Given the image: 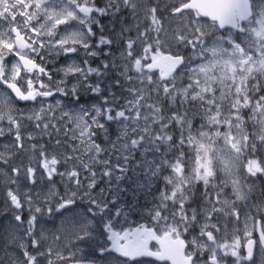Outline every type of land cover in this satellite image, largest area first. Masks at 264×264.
Listing matches in <instances>:
<instances>
[{"label":"snow or ice","instance_id":"6c2138e0","mask_svg":"<svg viewBox=\"0 0 264 264\" xmlns=\"http://www.w3.org/2000/svg\"><path fill=\"white\" fill-rule=\"evenodd\" d=\"M147 257L264 264V0H0V264Z\"/></svg>","mask_w":264,"mask_h":264},{"label":"water","instance_id":"95a60500","mask_svg":"<svg viewBox=\"0 0 264 264\" xmlns=\"http://www.w3.org/2000/svg\"><path fill=\"white\" fill-rule=\"evenodd\" d=\"M227 0H203V3L209 7V8H213V9H217L218 6L226 3ZM147 258H152V259H155L154 257H147ZM156 260V259H155ZM158 261V260H157ZM159 262H164V261H159ZM170 264L171 262L168 261Z\"/></svg>","mask_w":264,"mask_h":264},{"label":"flooded vegetation","instance_id":"af4514ba","mask_svg":"<svg viewBox=\"0 0 264 264\" xmlns=\"http://www.w3.org/2000/svg\"><path fill=\"white\" fill-rule=\"evenodd\" d=\"M132 226H135V223H133ZM156 247H157L156 242L155 241H152L151 244H150V248H152L153 250H155ZM146 261H149L150 264H168V263H157V262H155L153 260H146Z\"/></svg>","mask_w":264,"mask_h":264},{"label":"rangeland","instance_id":"374dc122","mask_svg":"<svg viewBox=\"0 0 264 264\" xmlns=\"http://www.w3.org/2000/svg\"><path fill=\"white\" fill-rule=\"evenodd\" d=\"M102 23H106V21H102ZM165 26H167V24H166ZM61 63H63V59H61L60 61H58V64H61ZM95 63H97V62H93V66H95ZM189 151H190V150H189ZM133 220H134V218H133ZM57 223H58V222H57ZM48 226H49V227H52L51 224H49Z\"/></svg>","mask_w":264,"mask_h":264}]
</instances>
